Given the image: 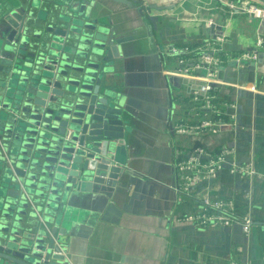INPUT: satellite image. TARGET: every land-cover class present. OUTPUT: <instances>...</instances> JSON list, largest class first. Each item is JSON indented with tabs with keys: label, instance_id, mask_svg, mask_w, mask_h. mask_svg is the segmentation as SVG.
Listing matches in <instances>:
<instances>
[{
	"label": "crops",
	"instance_id": "1",
	"mask_svg": "<svg viewBox=\"0 0 264 264\" xmlns=\"http://www.w3.org/2000/svg\"><path fill=\"white\" fill-rule=\"evenodd\" d=\"M19 1L0 0V13ZM58 1L86 8L112 31L118 56L105 86L120 95L126 124L115 149L124 168L115 185L106 194H83L57 228L71 263L264 264V13L256 19L247 12L264 0H132L135 8ZM151 6L158 8L150 12L154 26L145 10ZM186 47L191 52L180 65ZM214 49L222 64L203 95L207 74L194 61ZM203 122L212 126L193 135L177 131ZM196 146L206 168L187 187L189 173L178 166ZM220 158L222 166L208 167ZM205 198L222 210L205 207ZM223 212L233 219L228 226L212 221Z\"/></svg>",
	"mask_w": 264,
	"mask_h": 264
},
{
	"label": "water",
	"instance_id": "2",
	"mask_svg": "<svg viewBox=\"0 0 264 264\" xmlns=\"http://www.w3.org/2000/svg\"><path fill=\"white\" fill-rule=\"evenodd\" d=\"M117 56L108 24L82 6L22 0L1 11L0 264H72L57 228L124 171L122 100L105 86Z\"/></svg>",
	"mask_w": 264,
	"mask_h": 264
},
{
	"label": "built area",
	"instance_id": "3",
	"mask_svg": "<svg viewBox=\"0 0 264 264\" xmlns=\"http://www.w3.org/2000/svg\"><path fill=\"white\" fill-rule=\"evenodd\" d=\"M262 6L264 7V1L262 3ZM262 6L260 7L258 5H252L248 8L247 12L250 13L256 19H261L264 13ZM216 39L218 42H221L223 40L222 37H218ZM257 44L258 46H262L263 39L258 38ZM216 51H219V49L212 50V53H204L200 57H198L196 61H194V64H195L194 69L204 71L207 74L204 77L202 86L199 89L200 94L206 95L212 90V88L214 87L213 85L217 83V81L215 80V74L217 73V68L222 64V59L213 54ZM190 52L191 50L189 48L187 47L183 48L182 51L180 52L182 57L178 58L177 62L180 65L184 64V62H186L184 61V58H185L184 55L189 54ZM242 58L248 60L252 57L246 54V55H243ZM187 73H188L187 69L180 68L178 70V74L186 75ZM210 126H212L210 122H203L201 125L195 127L194 129L178 128L177 131L179 133L193 135V134H198L199 130L201 131L203 130V128L210 127ZM204 157H205V152L203 148L200 146H196L190 152L186 161L178 166L180 170H183L189 173L188 177H186L187 187L188 186L195 187L200 181V174H201L200 171L206 168V166L202 164V159ZM223 161H225V159L223 158H220L218 160H210L208 167H211V168L220 167L222 166ZM232 169H234V171L237 173L242 172V170L240 168H236L235 165H232ZM203 205L207 208L210 207V208L217 209V210L221 209V203L209 201V199L207 198H205V200L203 201ZM227 214L229 213L223 212V215L213 217L212 221L219 222L225 226H228L232 223L233 219ZM251 223H252V220L250 217H246L242 220L241 227H242V231L245 234L249 233Z\"/></svg>",
	"mask_w": 264,
	"mask_h": 264
}]
</instances>
